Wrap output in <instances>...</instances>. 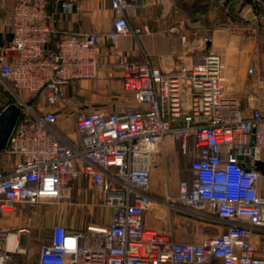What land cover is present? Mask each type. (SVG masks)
I'll use <instances>...</instances> for the list:
<instances>
[{"label": "built area", "instance_id": "1", "mask_svg": "<svg viewBox=\"0 0 264 264\" xmlns=\"http://www.w3.org/2000/svg\"><path fill=\"white\" fill-rule=\"evenodd\" d=\"M59 1L63 11L71 10L72 0ZM107 1L112 26L100 33L54 30L45 0H15L7 11L15 56L0 55V83L14 94L19 117L0 151V220L49 203L109 210L102 225L54 224L35 264H264V174L252 165L264 164V111L253 106L244 113L225 95L221 59L212 51L168 71L154 68L147 57L105 61L102 42L139 34L126 11L143 6L142 0ZM54 33V45L45 48ZM103 68L108 77L119 69L135 108L78 112L68 104L70 84L94 80ZM53 107L63 108L67 121L74 119L77 144L56 129ZM168 141L179 143L189 158L190 177L157 199L151 171ZM74 190L88 200H73ZM155 204L222 232L179 241L171 230L144 222ZM31 231L28 225L9 230L0 224V264L27 252Z\"/></svg>", "mask_w": 264, "mask_h": 264}, {"label": "crops", "instance_id": "2", "mask_svg": "<svg viewBox=\"0 0 264 264\" xmlns=\"http://www.w3.org/2000/svg\"><path fill=\"white\" fill-rule=\"evenodd\" d=\"M14 1L0 0V55L3 54L7 60L15 56L9 48L11 30L7 24V11ZM142 3V8L126 11L130 27L140 28L141 32L120 36L113 42L104 40L100 54L105 61H113L115 55L130 60L147 57L154 68L168 71L180 61L190 64L212 51L221 59L225 95L235 98L244 113L253 106L264 111V0H142ZM44 5L54 30L100 33L111 29L113 12L107 0H72L68 12L63 11L59 0H45ZM56 38L57 35L52 34L45 48H51ZM250 66L253 68L251 74L247 72ZM101 89L121 94L115 97L119 104L111 105L120 108L106 109L124 111L135 108L133 98L121 86L117 68L113 69L112 77H108L103 68L94 80H74L67 93L84 100L86 96H92L93 103H96L102 98ZM14 102L15 99L8 104ZM126 105L131 107H121ZM53 109L58 114L56 129L64 139L77 144L78 134L66 120L65 110L61 107ZM188 142L191 147V140ZM171 144L177 145L176 152L185 163L181 176L189 178V158L180 153L179 143H165L163 154L169 152L173 147ZM174 155L176 157L175 152ZM158 172L157 164L151 171L150 185L151 178ZM163 178L165 184L161 196L168 191V179ZM175 190L168 192L174 193ZM76 194L74 190L73 197ZM60 217L56 218V223L62 222Z\"/></svg>", "mask_w": 264, "mask_h": 264}, {"label": "rangeland", "instance_id": "3", "mask_svg": "<svg viewBox=\"0 0 264 264\" xmlns=\"http://www.w3.org/2000/svg\"><path fill=\"white\" fill-rule=\"evenodd\" d=\"M100 102L93 103L92 96H86V100L82 98H75V95L67 93L68 102L75 105L78 112L91 111L97 108H117L120 106H111L115 103L119 104V97L121 94L118 91H110L101 89ZM26 94V93H25ZM26 96V95H25ZM27 97V96H26ZM15 96L0 84V108L9 102L13 101ZM131 101V98H129ZM132 102V101H131ZM133 105V104H132ZM129 108L131 106H121ZM133 107V106H132ZM115 110V109H114ZM74 119L70 120L73 125ZM168 153L160 155L158 159L159 172L151 178L152 194L157 199H162L164 194L163 176L167 178L168 191L175 190V184L180 179L184 169V160L181 155L177 153V145L171 144ZM176 154V157L174 155ZM174 175V176H173ZM167 191V190H166ZM73 200L86 201L88 195L76 194ZM61 216V217H60ZM60 217L59 222L71 228H83L87 223L102 225L107 222L109 218V211L100 206L91 205H67L64 203H49L38 205L35 207H28L25 211H18L8 217L6 220H0V224L7 227L9 230L15 227L28 225L31 227V234L27 237L28 249L24 254H15L11 264H35V259L39 247L45 242V238L49 233L50 228L56 224V218ZM146 225L163 230H171L174 237L179 241H191L205 236H213L221 234V227L212 224L204 219L186 214L170 212L168 214L166 208L160 204L152 206L145 215Z\"/></svg>", "mask_w": 264, "mask_h": 264}, {"label": "water", "instance_id": "4", "mask_svg": "<svg viewBox=\"0 0 264 264\" xmlns=\"http://www.w3.org/2000/svg\"><path fill=\"white\" fill-rule=\"evenodd\" d=\"M19 117V108L13 104H7L0 110V151L7 144L9 135ZM241 157H239L240 159ZM252 165L256 170L264 174V164L261 161H253Z\"/></svg>", "mask_w": 264, "mask_h": 264}, {"label": "bare ground", "instance_id": "5", "mask_svg": "<svg viewBox=\"0 0 264 264\" xmlns=\"http://www.w3.org/2000/svg\"><path fill=\"white\" fill-rule=\"evenodd\" d=\"M8 239H9V240H8V244H9V245H12V243L14 242V241H13V239H14L13 236L10 235V236L8 237Z\"/></svg>", "mask_w": 264, "mask_h": 264}, {"label": "trees", "instance_id": "6", "mask_svg": "<svg viewBox=\"0 0 264 264\" xmlns=\"http://www.w3.org/2000/svg\"><path fill=\"white\" fill-rule=\"evenodd\" d=\"M2 108H0V110H1Z\"/></svg>", "mask_w": 264, "mask_h": 264}]
</instances>
